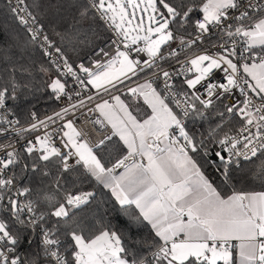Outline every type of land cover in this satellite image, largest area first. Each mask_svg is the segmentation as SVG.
Instances as JSON below:
<instances>
[{"label":"snow or ice","instance_id":"1","mask_svg":"<svg viewBox=\"0 0 264 264\" xmlns=\"http://www.w3.org/2000/svg\"><path fill=\"white\" fill-rule=\"evenodd\" d=\"M4 6L0 264H264V0Z\"/></svg>","mask_w":264,"mask_h":264},{"label":"trees","instance_id":"2","mask_svg":"<svg viewBox=\"0 0 264 264\" xmlns=\"http://www.w3.org/2000/svg\"><path fill=\"white\" fill-rule=\"evenodd\" d=\"M31 0H29V3ZM0 24H8L13 25L14 21L11 19L10 15L7 14L5 6H4V0H0ZM103 36H107V34H103ZM99 43H103V40ZM89 54V49L85 48L79 53L80 58H84L86 55ZM73 59H77L76 54H72ZM20 107L16 108L17 115H19L21 118H23L24 114V108L25 107H32L34 110L38 112L40 116H43L44 114L50 113L53 110H56L57 104L55 102V99L51 96L49 93H40L37 92L34 96H29L26 101H18L17 102ZM207 126V125H206Z\"/></svg>","mask_w":264,"mask_h":264},{"label":"built area","instance_id":"3","mask_svg":"<svg viewBox=\"0 0 264 264\" xmlns=\"http://www.w3.org/2000/svg\"><path fill=\"white\" fill-rule=\"evenodd\" d=\"M103 43H101V45H102ZM84 59V61H85V63H87V55L83 58ZM55 102H56V104H57V108H56V110H58V108H59V102H57L56 100H55ZM52 112H50V113H47V114H51ZM41 117H43V116H41ZM99 133L97 132L96 133V136H97V138L99 137Z\"/></svg>","mask_w":264,"mask_h":264}]
</instances>
